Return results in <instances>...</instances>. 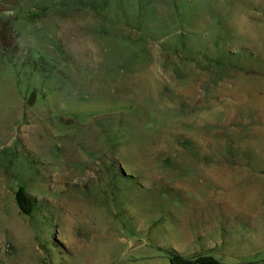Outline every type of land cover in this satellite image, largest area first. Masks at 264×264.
Listing matches in <instances>:
<instances>
[{"label": "rangeland", "instance_id": "obj_1", "mask_svg": "<svg viewBox=\"0 0 264 264\" xmlns=\"http://www.w3.org/2000/svg\"><path fill=\"white\" fill-rule=\"evenodd\" d=\"M61 2L0 0V264H264V0Z\"/></svg>", "mask_w": 264, "mask_h": 264}, {"label": "trees", "instance_id": "obj_2", "mask_svg": "<svg viewBox=\"0 0 264 264\" xmlns=\"http://www.w3.org/2000/svg\"><path fill=\"white\" fill-rule=\"evenodd\" d=\"M117 2L121 3V0H116ZM116 2H114V0H62V2L59 4L60 6H64V7H70V8H87L90 9L98 18V20L101 22V24L104 25V22H107L106 20H108L109 17V10L111 8V5L115 4ZM117 5V9L120 11H124L123 9V5ZM127 13V12H126ZM139 14L136 22L138 23V25H141L143 22V17L142 15H144L146 13V5L142 6L139 9ZM124 16L126 18H128V15L124 13ZM117 17V15H116ZM130 22V21H128ZM103 31H104V26H103ZM19 202H21V200H19ZM21 206L23 207V203H21ZM173 261H176L178 264H195L196 261H200V263L202 264H213V263H209L206 260H199L198 258H194L193 260H184L182 258H180L179 256H175V258H173ZM198 259V260H197Z\"/></svg>", "mask_w": 264, "mask_h": 264}, {"label": "crops", "instance_id": "obj_3", "mask_svg": "<svg viewBox=\"0 0 264 264\" xmlns=\"http://www.w3.org/2000/svg\"><path fill=\"white\" fill-rule=\"evenodd\" d=\"M253 221H259L261 223V227H264V215H261V216H254V219Z\"/></svg>", "mask_w": 264, "mask_h": 264}]
</instances>
